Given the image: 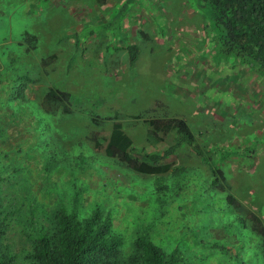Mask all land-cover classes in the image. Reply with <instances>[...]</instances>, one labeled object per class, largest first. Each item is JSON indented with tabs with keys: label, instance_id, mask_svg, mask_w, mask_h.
<instances>
[{
	"label": "rangeland",
	"instance_id": "obj_1",
	"mask_svg": "<svg viewBox=\"0 0 264 264\" xmlns=\"http://www.w3.org/2000/svg\"><path fill=\"white\" fill-rule=\"evenodd\" d=\"M212 27L195 0H0V197L13 264L74 206L111 219L120 260L147 235L187 264H261L248 217L264 222V78L219 54ZM48 88L69 94L70 115L42 111ZM154 118L184 120L203 156L180 146L169 172L151 176L104 154L115 123L135 157L163 152L170 136L148 141Z\"/></svg>",
	"mask_w": 264,
	"mask_h": 264
},
{
	"label": "trees",
	"instance_id": "obj_2",
	"mask_svg": "<svg viewBox=\"0 0 264 264\" xmlns=\"http://www.w3.org/2000/svg\"><path fill=\"white\" fill-rule=\"evenodd\" d=\"M198 6L208 9L212 28L218 43L219 54L231 57L253 68L264 78V0H195ZM131 64L136 60L137 48L126 47ZM41 109L50 115H70L69 94L48 88L41 100ZM115 119V118H114ZM100 126L101 120H93ZM148 141L161 142L158 135L170 136L171 146L160 154L144 153L135 157L132 140L124 133L121 124L112 125L106 140L104 154L121 166L142 175H162L171 169L167 161L184 146L190 153L203 156V152L187 123L178 118H154L146 120ZM156 141V142H155ZM98 142H97V144ZM227 156V155H226ZM225 160V158H224ZM212 184L226 191L222 168L211 166ZM230 204H235L228 196ZM9 212L0 197V264H13L16 256L3 244ZM251 230L264 245V222L249 214ZM121 238L113 232L111 219L103 217L98 210L80 218L75 206L71 211L56 210L50 218V227L30 239L27 264H187L177 248L166 252L147 235H139L132 242V251L126 260H120ZM261 264H264L260 257Z\"/></svg>",
	"mask_w": 264,
	"mask_h": 264
}]
</instances>
